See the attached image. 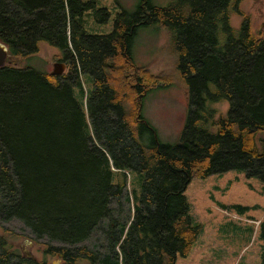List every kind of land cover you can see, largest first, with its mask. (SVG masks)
Listing matches in <instances>:
<instances>
[{
  "label": "trees",
  "instance_id": "16d2710c",
  "mask_svg": "<svg viewBox=\"0 0 264 264\" xmlns=\"http://www.w3.org/2000/svg\"><path fill=\"white\" fill-rule=\"evenodd\" d=\"M241 2L136 0L132 11L115 0L112 32L96 34L87 17H110L98 0H0L8 58L30 59L46 42L67 64L61 75L15 61L0 67V222L19 219L35 238L62 243L44 251L60 264H176L187 256L201 233L185 194L192 179L243 170L264 183V37ZM232 10L244 16L238 29ZM154 23L167 30L188 83L176 144L162 142L144 116L148 93L171 79L133 57L138 28ZM84 75L93 82L88 94ZM223 100L226 115L213 107ZM97 233L100 245L80 246ZM16 239L3 228L0 264H53L21 254Z\"/></svg>",
  "mask_w": 264,
  "mask_h": 264
},
{
  "label": "rangeland",
  "instance_id": "374dc122",
  "mask_svg": "<svg viewBox=\"0 0 264 264\" xmlns=\"http://www.w3.org/2000/svg\"><path fill=\"white\" fill-rule=\"evenodd\" d=\"M171 1L153 0V3L166 6ZM124 2L130 10H135L136 0ZM98 5L108 8L110 17L106 23L87 17L86 29L90 33L109 34L121 9L115 0H98ZM239 8L248 16L254 32H262L264 37V0H242ZM230 18L231 26L236 29L244 21V16L235 10ZM137 31L133 45L135 64L148 68L154 75L171 79L168 86L154 88L148 93L144 116L157 129L162 142L176 144L185 127L189 96L188 83L178 66V54L171 45L167 30L159 23L139 27ZM225 40L223 35L222 44ZM39 47V52L30 59L7 57L6 63L15 61L20 67L29 66L49 73H55V65L61 64L62 73L59 75L66 73L67 64L59 60L61 51L58 48L46 42H41ZM83 82L88 94L93 89L90 75H84ZM213 107L226 115L229 102L219 101ZM137 177L136 174L128 175L130 187H137ZM185 194L190 215L193 222L201 226V233L190 253L179 256L176 264H264V183L259 178L248 176L243 170H230L192 179ZM3 228L10 229L17 236L13 245L24 256L61 263L59 255H46L44 251L49 245L59 247L62 243L35 238L19 219L0 222V234ZM99 236L95 234L80 246L91 247L94 242L100 245L102 239Z\"/></svg>",
  "mask_w": 264,
  "mask_h": 264
},
{
  "label": "water",
  "instance_id": "95a60500",
  "mask_svg": "<svg viewBox=\"0 0 264 264\" xmlns=\"http://www.w3.org/2000/svg\"><path fill=\"white\" fill-rule=\"evenodd\" d=\"M8 48L0 43V67L3 66L6 63L7 57H8ZM55 74H60L62 73V67L61 64H56L55 65Z\"/></svg>",
  "mask_w": 264,
  "mask_h": 264
}]
</instances>
